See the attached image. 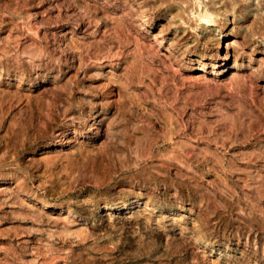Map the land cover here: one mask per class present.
<instances>
[{"label": "rangeland", "instance_id": "1", "mask_svg": "<svg viewBox=\"0 0 264 264\" xmlns=\"http://www.w3.org/2000/svg\"><path fill=\"white\" fill-rule=\"evenodd\" d=\"M0 264H264V0H0Z\"/></svg>", "mask_w": 264, "mask_h": 264}, {"label": "bare ground", "instance_id": "2", "mask_svg": "<svg viewBox=\"0 0 264 264\" xmlns=\"http://www.w3.org/2000/svg\"><path fill=\"white\" fill-rule=\"evenodd\" d=\"M212 4V3H211ZM203 21H205V22H209L210 20H206V19H204Z\"/></svg>", "mask_w": 264, "mask_h": 264}]
</instances>
